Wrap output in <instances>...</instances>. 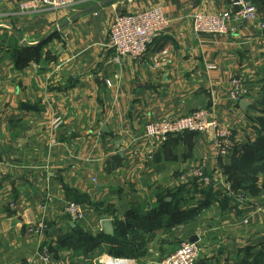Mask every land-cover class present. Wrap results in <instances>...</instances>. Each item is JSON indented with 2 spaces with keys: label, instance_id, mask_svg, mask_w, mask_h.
<instances>
[{
  "label": "crops",
  "instance_id": "1",
  "mask_svg": "<svg viewBox=\"0 0 264 264\" xmlns=\"http://www.w3.org/2000/svg\"><path fill=\"white\" fill-rule=\"evenodd\" d=\"M22 1L0 0V264H43L38 251L70 264L87 261L90 254L62 241L75 228L63 213L66 200L78 202L93 224L79 225L97 239L92 253L102 250V234H116L114 254L158 264L194 238L197 264H264L261 163L245 176L255 179L251 196L230 189L224 167L232 157L217 154L210 134L171 137L150 158L144 149L132 154L130 143L146 122L212 104L239 144L255 142V121L264 119V30L246 22L230 36L194 34V13L222 11L231 0H75L69 9L38 13L21 12ZM157 6L170 26L144 60L109 63L114 17ZM258 13L264 18V6ZM232 77L259 91L244 110L228 100ZM56 117L62 125L54 129ZM200 163L219 187L208 197L193 179L178 180ZM239 192L246 196L241 210ZM161 201L173 215L153 212ZM243 216L248 225L238 223ZM100 219L110 221L109 230ZM39 222L46 231L30 235Z\"/></svg>",
  "mask_w": 264,
  "mask_h": 264
},
{
  "label": "built area",
  "instance_id": "2",
  "mask_svg": "<svg viewBox=\"0 0 264 264\" xmlns=\"http://www.w3.org/2000/svg\"><path fill=\"white\" fill-rule=\"evenodd\" d=\"M74 2L75 0H23L19 5V10L23 13H38L46 10L69 9ZM191 21L192 30L198 37L230 36L236 33L239 25L246 22L264 30V18L259 15L251 0H231L228 8L215 13L196 12L192 15ZM169 26L170 20L160 6L116 15L108 30L106 47L112 53L108 62L120 64L123 59L127 58L134 63H140L146 57L150 45ZM166 54V51H163L161 55L155 57L152 67H159ZM255 90H257L256 85L247 84L239 77H232L228 82L227 97L230 102L238 103L241 99H251ZM52 123L53 128L57 129L62 125V120L56 117ZM183 133L210 134L211 144L220 157L239 156L242 152V144L238 143L234 128L228 123L221 122L212 104L209 109H197L186 115L146 122L142 126L141 133L131 138L132 154L142 152L144 149L145 156L150 158L155 151L165 145L169 138ZM2 158L3 154L0 150V162ZM189 179H193L201 188L214 187L217 183V179H212L207 174L204 164L186 169L178 176L181 182ZM237 197L239 202L237 210H241L246 205V196L239 193ZM63 213L69 221L85 226L88 230L92 229L93 224L79 203L66 200L63 203ZM102 221L103 219H100L99 222L102 223ZM238 223L248 225L249 219L244 216L240 217ZM46 228V224L41 222L37 226L30 225L27 232L30 235H41ZM198 241H181L176 249L162 258L158 264H197L201 255ZM35 256L41 259L43 264H65L62 260L54 259L47 251H38ZM120 259L126 260L127 264H136L134 259ZM106 260H102L101 263L105 264ZM26 261L31 263L32 258H27Z\"/></svg>",
  "mask_w": 264,
  "mask_h": 264
},
{
  "label": "trees",
  "instance_id": "3",
  "mask_svg": "<svg viewBox=\"0 0 264 264\" xmlns=\"http://www.w3.org/2000/svg\"><path fill=\"white\" fill-rule=\"evenodd\" d=\"M251 2L257 8V10L258 8L264 6V0H251ZM257 121L258 120H256L255 122L259 125L260 131H258L257 133L255 142L253 141V143L246 144V145L242 144L241 154L239 156L232 155L231 163L224 167V173H225V176L227 177V182L229 184L230 189L235 192L241 191L245 195L248 194L251 196H253L254 193H257V191L255 188V179L254 178L247 179L245 177L247 170L248 169L250 170L251 166H253L255 163H261L260 167L263 168V172H264V119L261 118L260 121L258 122ZM262 133H263V136H261ZM185 134L198 135L196 133H183L179 136H182ZM218 189L219 187L209 186L205 188L204 193L206 194V197H208L209 195L212 194L211 192L213 190H215L217 193ZM153 212L158 213L160 215L163 212L165 213L170 212L173 215L170 208L167 209L163 201L159 203L158 207ZM159 220L160 218L158 219V221ZM73 227L75 228L73 230V233L70 234L69 236L70 237L69 241L67 238L62 239V241L65 243L67 242L69 243L68 248L70 247L73 248L74 245H77L78 248L80 247V249L77 251H81V252L83 251L82 253H84L85 256L89 258L88 255L91 254L92 253L91 251L95 250L96 248L95 246L97 244V239L94 238L90 233H87L79 225H73ZM100 237L101 238L99 239V241L102 240L103 242L108 243L110 246L115 245L118 239V236L112 237L111 235L106 236L105 234H102ZM106 252L108 253V255L110 254L115 255L111 251V247L109 248V251H106ZM247 261H249V259ZM248 264H251V263L249 262Z\"/></svg>",
  "mask_w": 264,
  "mask_h": 264
},
{
  "label": "rangeland",
  "instance_id": "4",
  "mask_svg": "<svg viewBox=\"0 0 264 264\" xmlns=\"http://www.w3.org/2000/svg\"><path fill=\"white\" fill-rule=\"evenodd\" d=\"M250 85H256V84H250ZM258 93H259V91H258V89L257 90H255V92L254 93H252V97H255V95H258ZM220 118V117H219ZM221 120V119H220ZM222 121V120H221ZM232 126V125H231ZM241 154V153H240ZM239 154V155H240ZM203 163H200L199 165H196V166H192V167H190V168H195V167H198V166H201ZM189 168V169H190ZM205 188H201V187H199V192H200V194H201V196L202 197H205ZM240 193V192H239ZM238 193V194H239ZM105 220H108V219H103V221H105ZM109 221V220H108ZM69 223L70 224H74V225H79V224H77V223H73V222H71V221H69ZM41 224V222H39L38 224H36L35 226H37V225H40ZM84 227V226H83ZM115 236H116V234H115ZM112 248V245L110 246L108 243H106V242H104V244L102 245V250H100V251H97V252H95V253H92V254H90L89 256H90V258L89 259H86L87 261H83V260H81L80 262H78V263H76L75 262V264H102L101 262H102V260H106V259H109V257H116V258H125L126 259V257H122V256H118V255H108V253L106 252V251H109V249L108 248ZM73 248H75V249H73ZM73 248H71L70 247V250L73 252V253H81V251H77V250H79L80 249V247L78 248V246L77 245H74L73 246ZM106 250V251H105ZM93 251H95V250H92L91 252H93ZM83 252V251H82ZM64 262H65V264H70V263H72V262H67L66 260H63ZM67 262V263H66ZM87 262V263H86Z\"/></svg>",
  "mask_w": 264,
  "mask_h": 264
},
{
  "label": "water",
  "instance_id": "5",
  "mask_svg": "<svg viewBox=\"0 0 264 264\" xmlns=\"http://www.w3.org/2000/svg\"><path fill=\"white\" fill-rule=\"evenodd\" d=\"M119 1H121V0H106V1H104V3H102V5H107V4L114 3V2H119ZM247 104H249V103L246 102L245 99H241L240 102H239V106H240V108L242 110L245 109V107L247 106ZM110 225H111V223L108 220L102 221V223H101V226H102V228H103L104 231L109 230ZM191 241L196 242L197 240L193 238V239H191Z\"/></svg>",
  "mask_w": 264,
  "mask_h": 264
},
{
  "label": "bare ground",
  "instance_id": "6",
  "mask_svg": "<svg viewBox=\"0 0 264 264\" xmlns=\"http://www.w3.org/2000/svg\"><path fill=\"white\" fill-rule=\"evenodd\" d=\"M105 264H127L126 260L120 258H109L106 260Z\"/></svg>",
  "mask_w": 264,
  "mask_h": 264
}]
</instances>
